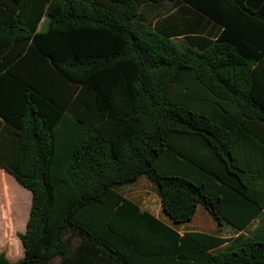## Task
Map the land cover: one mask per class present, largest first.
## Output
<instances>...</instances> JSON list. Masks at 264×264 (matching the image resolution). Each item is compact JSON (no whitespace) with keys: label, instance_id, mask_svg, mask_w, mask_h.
Returning a JSON list of instances; mask_svg holds the SVG:
<instances>
[{"label":"trees","instance_id":"obj_1","mask_svg":"<svg viewBox=\"0 0 264 264\" xmlns=\"http://www.w3.org/2000/svg\"><path fill=\"white\" fill-rule=\"evenodd\" d=\"M3 39L0 167L32 205L23 259L0 264H264V228L210 252L228 240L117 191L146 178L175 225L199 206L238 231L264 213V0H0ZM1 210L18 248L28 203Z\"/></svg>","mask_w":264,"mask_h":264},{"label":"crops","instance_id":"obj_2","mask_svg":"<svg viewBox=\"0 0 264 264\" xmlns=\"http://www.w3.org/2000/svg\"><path fill=\"white\" fill-rule=\"evenodd\" d=\"M238 1L241 2V1H244V0H238ZM43 22L44 23L48 22V27L46 29H43V27L41 26ZM49 27H50V18L48 16H45L42 19V21L40 22L37 32L38 33H45L46 31H48ZM5 43L6 42L3 39L2 43H0V47L3 46ZM141 179L142 178H140L134 184L125 185V186L119 187L117 189L118 193L121 194L124 198H127L130 201H132L133 203L137 204L142 211H146V212L150 213L151 215H153L154 217H156L157 219L162 221L168 227L173 228L174 230H176L180 235H184L186 233H193L194 232V233H200V234H204V235H212V236H216V237L228 240L223 246H221L219 248H216V249H213L210 252L216 253V252L221 251V250H226V249H229V248H233V247L238 245V242L243 241L245 239L244 236L247 234V232L250 233V231H253L252 232V234H253L257 229L264 228V213H262L258 218L253 220L251 225H249V227L245 231H238V230L234 229L233 227H231V226H229L227 224L218 225L214 221V219L212 218L210 213L203 206H199L198 207L196 215H195L194 219L190 223H187L185 225H175V224L172 223V221L169 219V217H167L165 215V213L163 212L162 205H161V200H160L159 196H158V198H159V201H160L161 210H160V212H153L152 210H149V209H147L145 207H142L139 203H137V201H135L134 199L129 198L127 196V194H125V190H124L125 188H128V187L132 188V186H135ZM6 181L11 182L12 184H16L17 183L19 185V183L16 181V179L10 173H8L7 171H5L4 169H2L0 167V190L4 191L3 194L1 192V194L3 195L2 204L6 200L10 201V198L8 197L7 192H6V184L4 183ZM155 190H156V188H155ZM146 197H147V195L144 194L143 198L147 199ZM143 204H146V201H144ZM31 205H32V194H31L30 207H31ZM27 223L28 222H27V217H26L25 225H23V228H25L24 230H26ZM21 230L22 229L13 231V233L11 234V236H9V238L11 237L13 239V235L16 234L17 232L20 233ZM13 241H16L17 244H19V239H18V241L13 239ZM10 245H13V244H10ZM19 248H20V244H19V247L17 249H19ZM220 248H222V249L218 250V251H215V250L220 249ZM9 254H11V255H9V259H8L7 256L6 257H7V259L10 262H12L11 261L12 260L11 256L13 257L15 255L12 254V251ZM24 254H25L24 253V248H23V254H22V251H21V248H20V256H18V257L15 256V258H19L21 256L24 257Z\"/></svg>","mask_w":264,"mask_h":264},{"label":"rangeland","instance_id":"obj_3","mask_svg":"<svg viewBox=\"0 0 264 264\" xmlns=\"http://www.w3.org/2000/svg\"><path fill=\"white\" fill-rule=\"evenodd\" d=\"M168 6L169 5H165L164 8H159V9L158 8L156 9L153 7L152 8L146 7L144 9H142L141 15L144 16L146 20H149L152 22V24H154L160 18L168 15L169 11H166V7H168ZM41 26L43 27V29H46L48 27V22H45V23L43 22ZM176 42L182 47H184L186 45L185 41L183 39L177 40ZM82 112L84 113L83 119L85 120V123H87V122L92 123L94 121L95 116L98 114L97 110H95V109L93 110L92 106H88V108H83ZM4 183L6 184V192H7L8 197L10 198V200L13 197H18V198L25 200L28 203V212H27V222H28L30 210H31V207H30L31 193L28 190L21 187L20 185H18L17 183L12 184L11 182H8V181H6ZM124 190H125V194H127V196L129 198L137 201V203H139L142 207H145L149 210H152L153 212H160V210H161L160 201H159L158 195L156 193L155 187L146 178H142L135 186H132V188L128 187V188H125ZM1 192L3 194L4 191L0 190V203H2V198H3V195L1 194ZM144 194L147 195V197H146L147 199L143 198ZM144 201H146V204H143ZM11 207L14 210L13 203H12ZM1 212H2V210L0 211V225H2L1 223H2V219H3ZM12 216H13V214H12ZM20 229H22L20 231V233L17 232L16 234H14L13 239H15L17 241L19 239L20 248H21V251L23 254V246H22V243L20 241L19 234H22V233L24 234L26 232V230H24L25 228H23V227ZM252 232L253 231H250V233L247 232V234L244 236V238L245 239L249 238L252 235ZM4 235H5L4 233H0V236L2 237V240L0 239V251L4 252L6 254V256L8 257V259H9V255H11V254H9L11 251H12V254H14L15 256H17V257L20 256V248L17 249V248H14L13 245H10L9 241L7 240V238ZM221 249L222 248L217 249L215 251H218ZM15 256H13V257L11 256V258H12L11 261L13 263L18 262L21 259H23L22 256L19 258H15Z\"/></svg>","mask_w":264,"mask_h":264}]
</instances>
